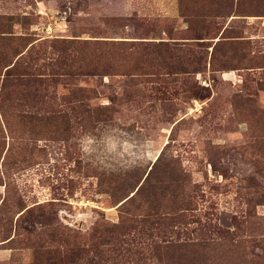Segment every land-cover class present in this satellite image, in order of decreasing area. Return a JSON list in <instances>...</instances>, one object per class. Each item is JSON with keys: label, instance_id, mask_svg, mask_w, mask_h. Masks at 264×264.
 <instances>
[{"label": "rangeland", "instance_id": "rangeland-1", "mask_svg": "<svg viewBox=\"0 0 264 264\" xmlns=\"http://www.w3.org/2000/svg\"><path fill=\"white\" fill-rule=\"evenodd\" d=\"M3 198L0 264H264V0H0Z\"/></svg>", "mask_w": 264, "mask_h": 264}, {"label": "trees", "instance_id": "trees-1", "mask_svg": "<svg viewBox=\"0 0 264 264\" xmlns=\"http://www.w3.org/2000/svg\"><path fill=\"white\" fill-rule=\"evenodd\" d=\"M53 114L55 115V114H57V113H56V112H53ZM139 188H140V187H139ZM139 188H138V189H139ZM137 191H138V190H137ZM4 204H6V198H3L2 201H1V204H0V210L3 208ZM17 208H18L19 210L23 208V206L21 205V203H17ZM67 250L73 251V250L70 249V248H68ZM76 251H78V250L76 249Z\"/></svg>", "mask_w": 264, "mask_h": 264}, {"label": "crops", "instance_id": "crops-1", "mask_svg": "<svg viewBox=\"0 0 264 264\" xmlns=\"http://www.w3.org/2000/svg\"><path fill=\"white\" fill-rule=\"evenodd\" d=\"M137 5L139 6V4L137 3Z\"/></svg>", "mask_w": 264, "mask_h": 264}]
</instances>
